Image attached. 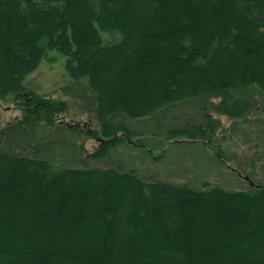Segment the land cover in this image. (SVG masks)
<instances>
[{
  "label": "trees",
  "instance_id": "1",
  "mask_svg": "<svg viewBox=\"0 0 264 264\" xmlns=\"http://www.w3.org/2000/svg\"><path fill=\"white\" fill-rule=\"evenodd\" d=\"M49 49L95 94L100 128H81L99 138L90 155L144 145L128 120L165 126L180 105L194 112L167 138L212 145L220 116L247 120L264 98V0H0V99L22 109L0 129V264H264L263 182L199 189L119 166L57 167L30 143L67 110L23 85Z\"/></svg>",
  "mask_w": 264,
  "mask_h": 264
},
{
  "label": "rangeland",
  "instance_id": "2",
  "mask_svg": "<svg viewBox=\"0 0 264 264\" xmlns=\"http://www.w3.org/2000/svg\"><path fill=\"white\" fill-rule=\"evenodd\" d=\"M101 36L106 43L119 38V33L101 31ZM67 64L68 56L49 49L40 65L23 80L27 90L67 103L64 121L51 126L41 124L29 138L32 144L44 145L43 154L55 166H119L133 169L143 178H158L199 189L209 184L244 190L255 182L264 183V98L261 95L257 94V105L247 120L219 117L221 124L212 145L186 140L183 136L167 138V128L184 124L194 112L191 107L180 105L167 111L165 126L160 116L128 120L140 131L136 137L146 140L144 145L125 139L112 145L107 154L92 156L99 149V138L89 136L81 128L87 125L100 128L95 94L87 87V79L74 82ZM21 117L22 109L17 106L14 94L0 99V129Z\"/></svg>",
  "mask_w": 264,
  "mask_h": 264
}]
</instances>
